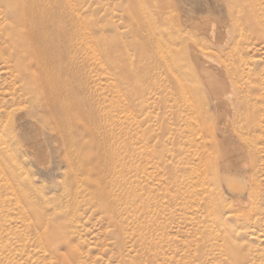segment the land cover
Segmentation results:
<instances>
[{
    "label": "rangeland",
    "instance_id": "obj_1",
    "mask_svg": "<svg viewBox=\"0 0 264 264\" xmlns=\"http://www.w3.org/2000/svg\"><path fill=\"white\" fill-rule=\"evenodd\" d=\"M23 1L27 9L30 5L37 11L45 8L48 22L60 23L59 33L65 37L62 39L68 49L67 57L76 63L81 75L75 84L82 85V123L87 125L85 121L89 119L96 138L103 139L105 144L112 140L113 159L108 152L110 159L101 167L106 172V181L114 179L109 194L115 211L106 214L97 204L83 201L68 213L60 187L61 171H65L62 157L66 158V153L58 155L45 135L39 141L42 152L34 157L31 151L35 153L37 145L27 149L32 147L31 134L19 138L13 126L3 132L6 113L22 107L25 96L21 95L18 84H13L11 71L0 58V130L3 129V134L0 133V264H69L74 260L75 264H264V241L259 243L245 235L237 239L242 250L237 259L229 250L196 249L193 244L205 229L204 224L198 225L197 230L190 229V213H186L190 209L184 208L187 199L179 190L183 166L172 157L177 155L179 147L176 130L180 122L176 113L186 102L201 98L210 115L215 111L203 91L204 86L196 83L197 77L184 53L173 56L175 46L170 43L158 46L152 45L155 42L151 39L149 44L144 41L149 39L147 33L165 27L164 32L183 38V42L191 40V43L198 41L199 46L207 43L211 46L214 42L203 30L204 24L216 26L217 23L222 29L223 22H228L218 1ZM233 1L227 0V16L233 22H247L241 15L238 20L237 12L247 13L254 0ZM258 2V8L264 6L262 0ZM20 7L19 0H0L1 44L7 29L19 21ZM258 14L263 21L264 12L259 9ZM131 22H138L141 39L133 32ZM244 36L241 44L245 42L251 47L246 54L253 61L255 72L251 78L258 90L251 98L264 103V35L247 29ZM107 50L111 51L110 55ZM117 55L121 58H116ZM168 55L166 65L163 57ZM79 132L83 133V128ZM6 146L17 158L14 167L1 149ZM78 157L82 159L83 154ZM17 168L25 171L21 178L26 183H31L49 203L58 205L57 209L50 205L46 215L48 224H43L37 213H30L37 204H28V213L16 207L4 178ZM146 202L148 211L143 209ZM201 219L204 223V218ZM244 231L238 229L236 233Z\"/></svg>",
    "mask_w": 264,
    "mask_h": 264
},
{
    "label": "bare ground",
    "instance_id": "obj_2",
    "mask_svg": "<svg viewBox=\"0 0 264 264\" xmlns=\"http://www.w3.org/2000/svg\"><path fill=\"white\" fill-rule=\"evenodd\" d=\"M216 1L223 8L222 13L228 22H223L225 26L222 29L217 27V23L216 26L204 24L203 30L214 42L211 46L209 43V47L204 43L199 46L198 41L183 42V38L180 40L171 36V32H164L165 27L150 31L151 34L147 33L148 41H144L147 43L151 39L155 42L152 45L158 46L170 43L175 46L173 56L184 53L197 77L196 83L199 87L204 86L203 91L215 111L214 115L207 112L203 98L196 102L189 100L183 104V109H178L176 117L180 124L176 135L179 147L177 155L172 157L183 166L179 190L187 199L184 208L190 209L186 212L190 213L188 225L191 230H197L198 225L203 227L204 224L205 232L193 242L196 249L229 250L237 259L242 255L237 245L238 237L245 235L259 243L264 241V103L251 98L258 92L251 78L255 72L253 61L246 54L251 47L245 42L241 44L247 29H255L264 35V20L261 21L258 14L259 9L264 12V6L258 8L260 2L254 0L247 13L243 10L237 12V19L239 15L245 16L247 22H233L227 16V0ZM19 2L20 19L7 29L5 39L0 43V58L9 67L13 84H18L25 98L22 107L6 113L3 132L8 126H13L19 138L31 134L32 147L27 149L37 145L36 152L31 151L34 157L42 152L39 141L45 135L58 155L66 153L67 157H62L65 171H61L60 187L68 213L86 201L97 204L99 209L110 214L115 211L109 194L114 179L111 177L106 181V172L102 171L101 164L110 159L108 152L113 159L112 140L108 139L105 144L91 132L89 119L85 121L87 125L82 123V85L80 82L75 84L81 75L76 63L67 57L65 37L59 33L60 23L48 22L45 8L37 11L30 5L27 9L23 0ZM132 14L131 21L134 20ZM131 28L138 40L141 39L138 22H131ZM106 52L111 54V51ZM169 57H163L166 65ZM116 58L121 57L117 55ZM81 127L84 132L80 134ZM88 135L90 138L85 137ZM1 149L13 166L17 161L15 154L8 146ZM80 154H83L82 159L78 157ZM24 173L18 168L14 173H6L5 185L19 211L28 213V204H37L30 213H37L41 222L48 224L46 215L50 205L52 209H57L58 205L53 200L54 203H49L31 183H26L21 178ZM145 208L149 210L148 202L143 206ZM201 218H204V223ZM238 229L245 231L236 233ZM62 235L65 239L66 232ZM69 264H75V260Z\"/></svg>",
    "mask_w": 264,
    "mask_h": 264
}]
</instances>
